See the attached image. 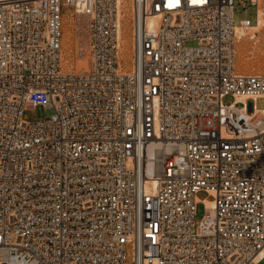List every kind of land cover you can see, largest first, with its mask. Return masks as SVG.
I'll list each match as a JSON object with an SVG mask.
<instances>
[{
  "label": "built area",
  "instance_id": "2783aa9c",
  "mask_svg": "<svg viewBox=\"0 0 264 264\" xmlns=\"http://www.w3.org/2000/svg\"><path fill=\"white\" fill-rule=\"evenodd\" d=\"M239 5L0 0V264L263 261L264 73L235 55L264 0ZM69 11L91 58L72 73Z\"/></svg>",
  "mask_w": 264,
  "mask_h": 264
},
{
  "label": "rangeland",
  "instance_id": "374dc122",
  "mask_svg": "<svg viewBox=\"0 0 264 264\" xmlns=\"http://www.w3.org/2000/svg\"><path fill=\"white\" fill-rule=\"evenodd\" d=\"M247 0H240L239 10L242 9V5L246 3ZM125 24L127 27L125 37L130 38L131 31V11L127 10ZM244 15H238L237 19L243 18ZM256 29H249L248 33L240 40L242 44H245L246 51L244 58L247 61V65H243L240 58H237V52L235 55L236 69L239 73H264V27H260L258 32ZM254 33H257L254 36ZM80 36L77 34L76 30V19L72 11L64 17V37H63V48H62V69L64 72H80L87 70L90 67L91 58L88 53L81 52ZM240 41L237 42V46ZM195 43H189V45H194ZM236 46V49H237ZM237 51V50H236ZM262 64V65H260ZM226 102H232L233 97L227 96L225 98ZM264 102L262 99L257 101L258 108H262ZM53 114L52 109H44L39 107L37 109H29L25 112V116L29 121L33 122L43 118H50ZM200 197H207L206 193H200ZM205 214V208L202 204L198 206L197 219H201ZM259 264H264V259Z\"/></svg>",
  "mask_w": 264,
  "mask_h": 264
},
{
  "label": "bare ground",
  "instance_id": "6f19581e",
  "mask_svg": "<svg viewBox=\"0 0 264 264\" xmlns=\"http://www.w3.org/2000/svg\"><path fill=\"white\" fill-rule=\"evenodd\" d=\"M126 18H127V16L125 15L124 17H123V20H124V24L122 23V30H121V35H122V38H123V40H124V38H125V40H124V44H125V48H124V52L125 53H127V52H130L131 51V48H130V46L128 45L129 44V42H130V40H129V38H127V37H125V33H126V30H127V27H126V25L127 24H125V21H126ZM251 29H256L257 31H255V32H258V30L260 29L259 27L258 28H251ZM242 32V31H241ZM247 33V32H246ZM246 33H241L240 35H239V40L238 41H240L245 35H246ZM241 42V41H240ZM246 48L247 47H245V44H242V42L241 43H239V45L237 46V58L239 59L240 58V61H241V63L243 64V65H247V61L245 60V58H244V55H245V51H246ZM260 65H262V64H260ZM87 70L89 69V67L88 68H86ZM153 149H162L161 148V145L159 144V143H154V144H152L150 147H149V155L151 156L152 154H153ZM158 151L159 150H157L156 152H155V154H158ZM150 165H151V163H150Z\"/></svg>",
  "mask_w": 264,
  "mask_h": 264
}]
</instances>
